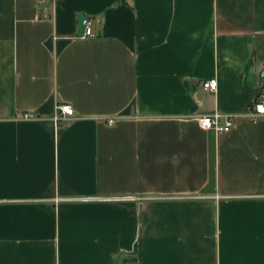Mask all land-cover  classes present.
<instances>
[{
    "label": "crops",
    "instance_id": "0c3cea01",
    "mask_svg": "<svg viewBox=\"0 0 264 264\" xmlns=\"http://www.w3.org/2000/svg\"><path fill=\"white\" fill-rule=\"evenodd\" d=\"M257 94L264 0H0V264H264Z\"/></svg>",
    "mask_w": 264,
    "mask_h": 264
},
{
    "label": "built area",
    "instance_id": "2783aa9c",
    "mask_svg": "<svg viewBox=\"0 0 264 264\" xmlns=\"http://www.w3.org/2000/svg\"><path fill=\"white\" fill-rule=\"evenodd\" d=\"M95 33L92 30V20L85 18L83 21V28L81 36H94ZM217 85L215 78H209L202 83V88L206 91H214ZM73 115V108L70 104L62 103L57 105L56 114L54 119L60 120L65 117ZM244 115L250 120H254L259 116H264V101L259 97V94L247 105ZM31 115L26 113L23 115L24 118L30 117ZM200 127L211 128L218 133L228 132L235 120L234 115L209 113L198 116L197 118ZM112 119H108V123H111Z\"/></svg>",
    "mask_w": 264,
    "mask_h": 264
},
{
    "label": "water",
    "instance_id": "95a60500",
    "mask_svg": "<svg viewBox=\"0 0 264 264\" xmlns=\"http://www.w3.org/2000/svg\"><path fill=\"white\" fill-rule=\"evenodd\" d=\"M85 18H86L85 15L82 13L78 14V16H77V34L78 35H81V31L83 28V21Z\"/></svg>",
    "mask_w": 264,
    "mask_h": 264
}]
</instances>
